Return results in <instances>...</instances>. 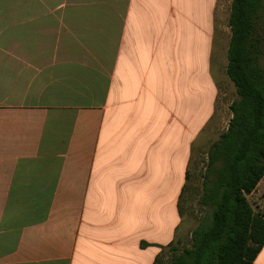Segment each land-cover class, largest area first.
Wrapping results in <instances>:
<instances>
[{
	"label": "crops",
	"instance_id": "0c3cea01",
	"mask_svg": "<svg viewBox=\"0 0 264 264\" xmlns=\"http://www.w3.org/2000/svg\"><path fill=\"white\" fill-rule=\"evenodd\" d=\"M231 1L0 0V264H153L173 244Z\"/></svg>",
	"mask_w": 264,
	"mask_h": 264
},
{
	"label": "trees",
	"instance_id": "16d2710c",
	"mask_svg": "<svg viewBox=\"0 0 264 264\" xmlns=\"http://www.w3.org/2000/svg\"><path fill=\"white\" fill-rule=\"evenodd\" d=\"M257 1H231L226 74L239 101L229 106L232 119L208 156L210 166L222 155L224 169L214 198L204 182L210 217L202 218L190 246L173 255L169 264H254L264 244V213L254 211L246 199L264 177V71L257 65L264 53V27L255 21ZM208 172L209 167L204 177Z\"/></svg>",
	"mask_w": 264,
	"mask_h": 264
},
{
	"label": "rangeland",
	"instance_id": "374dc122",
	"mask_svg": "<svg viewBox=\"0 0 264 264\" xmlns=\"http://www.w3.org/2000/svg\"><path fill=\"white\" fill-rule=\"evenodd\" d=\"M227 8L229 16L230 7ZM254 12L257 15L255 20L257 26L264 27V0L257 1ZM227 49L223 45L220 47L221 60L218 63L219 75L216 78L217 96L214 114L191 146L185 185L181 191L178 204L181 222L177 237L169 249L161 253L157 264H169L173 255H177L183 248L189 247L191 234L202 218L205 216L209 218L211 214L210 203H205L203 200V186L206 179L208 196L214 198V195H217L218 178L220 171L224 169V160L219 154L220 156L216 157L208 166V156L214 152L213 145L218 141L220 134L227 130L232 119L229 106L239 101L236 89L226 74ZM257 65L264 71V53L262 56L259 55ZM208 167L209 172L204 177ZM260 193L262 192L256 191L254 194L251 193L252 195L246 196L254 211H262L261 207H264V197H260Z\"/></svg>",
	"mask_w": 264,
	"mask_h": 264
}]
</instances>
